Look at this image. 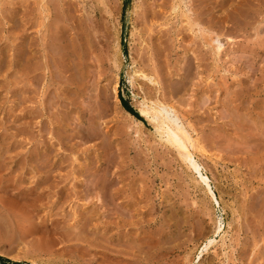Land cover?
I'll return each instance as SVG.
<instances>
[{
  "label": "rangeland",
  "instance_id": "obj_1",
  "mask_svg": "<svg viewBox=\"0 0 264 264\" xmlns=\"http://www.w3.org/2000/svg\"><path fill=\"white\" fill-rule=\"evenodd\" d=\"M155 2L0 0V256L12 264H200L207 238L201 264H264V0L168 6L161 60L144 31ZM58 20L91 37L78 91L52 78L45 28ZM34 48L51 66L41 82L23 69ZM157 67L158 82L135 74ZM146 95L177 109L217 202L140 114Z\"/></svg>",
  "mask_w": 264,
  "mask_h": 264
},
{
  "label": "bare ground",
  "instance_id": "obj_2",
  "mask_svg": "<svg viewBox=\"0 0 264 264\" xmlns=\"http://www.w3.org/2000/svg\"><path fill=\"white\" fill-rule=\"evenodd\" d=\"M183 1L188 3V0L187 1H185V0H171L172 3L170 2L171 4L168 5L169 4L168 0H161V2H159V0L155 2V0H154L155 3H153V4L151 3L152 5L149 6L148 9H146V11L144 10L145 11V13L143 14V19H144V23H145V30L144 31H146V34H147L146 39L149 42V50L151 51V55H152L154 60H161L162 53H164V51L167 48V40L165 42L166 45H164V43H163V38L165 37V33H166L163 26H165V24L167 22V18H165L166 11H167L166 9H167L168 6H171V9L175 11V10H177L176 8L179 9L182 6V4H184V3H182ZM185 7H188V6H185ZM8 15H10V14H8ZM183 16L187 17L188 18V22H189V16H187L185 14ZM39 27H41V24L39 25ZM45 29H46V32H47L46 34H47L48 38L50 39L49 44H47V45L50 46V48H51V59H52V62L50 61L51 62V66L54 67L55 72H56L52 76L53 80L56 81V83H58V84H62V85L64 84L66 86L67 85L70 86L74 91L80 90L81 89V81H82V78L85 75V73H84V65H83V63H84V54L86 52L85 48H86L87 45L90 44V41H91V37L89 35V32L83 31L81 33H75V34L74 33H70L68 31L67 26L65 24H63L61 22V20L56 21L54 23V25H52V27H47ZM115 30L117 31V32L115 31L116 32L115 34L117 35V36L115 35L116 36V38H115L116 39L115 40L116 41V48L118 50L117 54H120L121 49H120V44H119V40H118L119 37H120L119 36L120 32H119L118 29H115ZM38 32H39V29H37V33ZM164 40H165V38H164ZM35 41H37V37L35 38ZM34 49H35V51L33 52V54L31 55L30 58H28L29 60H33V61L31 63H25L23 65V69L26 70L29 73H31V72L33 73L35 82L36 81L41 82L42 78H44L43 74L44 75L46 74V72H45L46 69H49L51 66H50L49 62H47V61L41 62L38 59V56H37V53L39 52L38 49L37 48H34ZM183 59H184L185 66H186L185 70L187 71V73L185 74V77H189L190 68H191L190 67V63H191V49L190 48H188L184 52ZM116 66H117V68L119 70L120 69V65L118 64ZM160 70H161V68L157 67V68H153L152 70H150L148 72H146L144 69H142L141 71H138V72L137 71L136 72L134 71V72H135V74L138 73L137 75H139L140 77L148 78V80H151L153 82H158V79L160 77ZM67 74H69V75H67ZM135 74H134V76H136ZM153 75L157 79H152L151 76H153ZM183 75H184V73H183ZM134 76L132 75V77H134ZM46 78H48V77H46ZM166 78H167V76H166ZM83 84H84V82H83ZM114 91L117 92L116 84L114 86ZM41 95H43V94H41ZM145 99L147 101H145ZM153 99H154L153 96H149V95H146L144 97L143 104H147L148 101H151V103L147 104L146 106H144V108H140L139 109L140 114L143 117H145L146 119H148L150 122L153 123V126L155 128V132L160 136V140H163L167 145H169L173 149H176L175 151H177L179 157L183 161H185V162L190 164L188 166L190 168H193V170L196 171V173L200 177L201 181L206 185V187H207L206 190L210 194L211 199H213L214 201L217 202V197H216V194H215L214 190L211 187L209 176L206 175L203 172L201 163H199L198 162L199 160H197L195 158V155H197V154H195L197 141L195 142V140H194L195 138H193L190 135V132L187 131L188 129L186 130L183 127V125L182 126L181 125L180 126L177 125L176 124L177 121L175 122L174 120H172V118H170V116H168L167 113L170 110H172V112H176V116H177V109L174 108L175 106L173 104L165 103V102L158 101V100L154 101ZM70 102L71 103H75V99L73 97H70ZM41 105H45V104L44 103L42 104V102H41ZM125 113L131 119H133V121H135V122L139 123L140 125H142L143 121L139 120L138 118H136L135 116H133L131 113H129L126 110H125ZM171 116H173V115H171ZM57 124H59V128L63 125L62 118H60L59 121H57ZM61 131L62 130H57V137L60 140L61 144L64 145V144H67L69 142L70 138L67 135L63 134ZM262 134H263V131H262ZM71 138H73V137H71ZM101 144H102V146H105L103 143H101ZM105 144H107V143H105ZM178 155H176V156H178ZM114 167H115V165H114ZM117 195H118V192L114 191L112 193L111 197L115 198ZM138 195H139V193H138ZM21 206H19V207L22 208ZM221 227L222 226H219V228L218 227L217 228L221 229ZM172 242H174V241H172ZM214 242H215V240H213L211 238H209V239L207 238L206 239V242H205L204 246L202 247V249H201V251H200V253L198 255V259H199L198 262L200 264H201L202 259H204L205 253H207V251L210 249V246ZM165 243H169V242H165ZM159 244H161L160 241L158 243V246H159ZM178 247H179L178 245L174 244L173 246L167 248L166 251H167V253H175L176 251H178ZM191 250H193V249H191ZM190 251H189V253H190ZM186 259H188V258H186ZM211 259H213V258H211ZM192 261L190 262V260H189V262L188 263L186 262V263L187 264H194V261L193 262ZM0 264H2V263H0Z\"/></svg>",
  "mask_w": 264,
  "mask_h": 264
},
{
  "label": "trees",
  "instance_id": "obj_3",
  "mask_svg": "<svg viewBox=\"0 0 264 264\" xmlns=\"http://www.w3.org/2000/svg\"><path fill=\"white\" fill-rule=\"evenodd\" d=\"M121 103L123 105V107L126 109V111H128L129 113H131L133 116H135L136 118H138L139 120L143 121V118L139 115V113L129 104V102L124 99L122 96L120 97ZM0 263L2 264H12L13 262L5 257L0 256ZM25 264V263H22Z\"/></svg>",
  "mask_w": 264,
  "mask_h": 264
}]
</instances>
